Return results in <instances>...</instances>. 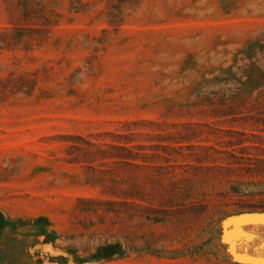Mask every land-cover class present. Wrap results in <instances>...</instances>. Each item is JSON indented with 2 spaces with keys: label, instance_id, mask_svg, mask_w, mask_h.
I'll use <instances>...</instances> for the list:
<instances>
[{
  "label": "rangeland",
  "instance_id": "1",
  "mask_svg": "<svg viewBox=\"0 0 264 264\" xmlns=\"http://www.w3.org/2000/svg\"><path fill=\"white\" fill-rule=\"evenodd\" d=\"M260 161L264 0H0L18 264H264Z\"/></svg>",
  "mask_w": 264,
  "mask_h": 264
},
{
  "label": "trees",
  "instance_id": "2",
  "mask_svg": "<svg viewBox=\"0 0 264 264\" xmlns=\"http://www.w3.org/2000/svg\"><path fill=\"white\" fill-rule=\"evenodd\" d=\"M260 167L259 168H248V171H264V161H260ZM254 187V191L251 193V195H257L260 197H264V186H261L262 183L261 182H257L254 184H251ZM251 195H247V196H251ZM239 211L241 213H264V204H256V205H252V204H246L244 206H240L239 207ZM43 219H36L34 221H2L1 222V228L0 229V264H18L21 259H20V253L23 252L25 245L28 243V240L24 241V239L26 238H21V239H15L16 237L13 236L12 239H9L10 236L7 234H4V229H8L11 232H13V234L15 236L18 237L19 236H23L25 237L26 235H24L23 233H21V230L25 227L31 229V231H29L30 236H28L29 238L31 237L33 239V241L36 240V238L40 235H42L41 233L35 232V228L38 224H40V221H42ZM28 239V238H27ZM9 241V243H8ZM18 248L19 252L18 254H14L13 251ZM13 254V256L11 254ZM215 255V254H214ZM224 264H229V262L227 260L223 261Z\"/></svg>",
  "mask_w": 264,
  "mask_h": 264
},
{
  "label": "water",
  "instance_id": "3",
  "mask_svg": "<svg viewBox=\"0 0 264 264\" xmlns=\"http://www.w3.org/2000/svg\"><path fill=\"white\" fill-rule=\"evenodd\" d=\"M264 216V214H253V215H251V216Z\"/></svg>",
  "mask_w": 264,
  "mask_h": 264
},
{
  "label": "bare ground",
  "instance_id": "4",
  "mask_svg": "<svg viewBox=\"0 0 264 264\" xmlns=\"http://www.w3.org/2000/svg\"><path fill=\"white\" fill-rule=\"evenodd\" d=\"M262 218V217H261ZM264 218V217H263Z\"/></svg>",
  "mask_w": 264,
  "mask_h": 264
}]
</instances>
